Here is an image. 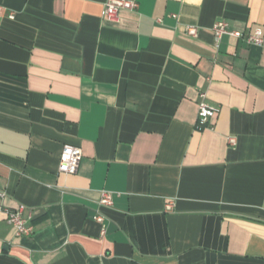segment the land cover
<instances>
[{"label": "crops", "instance_id": "obj_1", "mask_svg": "<svg viewBox=\"0 0 264 264\" xmlns=\"http://www.w3.org/2000/svg\"><path fill=\"white\" fill-rule=\"evenodd\" d=\"M105 1L0 0V264H264V0Z\"/></svg>", "mask_w": 264, "mask_h": 264}, {"label": "built area", "instance_id": "obj_2", "mask_svg": "<svg viewBox=\"0 0 264 264\" xmlns=\"http://www.w3.org/2000/svg\"><path fill=\"white\" fill-rule=\"evenodd\" d=\"M139 7V3L135 0H106L102 10V17L110 22L118 23L120 21V13L122 11H135ZM4 12L0 6V14ZM14 13L9 14V18L14 19ZM173 17H177L173 15ZM215 33L216 44L218 45L224 35H229L237 39H243L249 45H262L264 43V32L261 28L256 29L253 33H243L233 30L229 27L226 21H219L213 28ZM186 33L190 36H197L198 30L195 27H186ZM202 101L199 104V125L207 126L219 113V108L212 106L206 102V95H200ZM230 143L235 144V138H230ZM82 150L77 146L64 147L60 156L59 172L66 175H74L78 172L80 161L82 159ZM5 198V193L0 191V199ZM113 204V194L108 191L102 192L100 205L110 207ZM0 211L5 215L6 221L11 225L18 237H28L34 234L35 226L30 219L23 214L24 207L20 206L17 209H11L4 205H0ZM96 220L100 223L104 218L100 215Z\"/></svg>", "mask_w": 264, "mask_h": 264}]
</instances>
